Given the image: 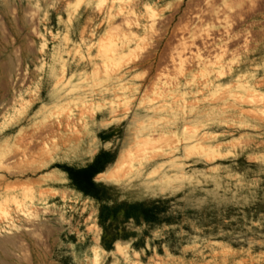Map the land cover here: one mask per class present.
Returning a JSON list of instances; mask_svg holds the SVG:
<instances>
[{"label": "rangeland", "instance_id": "rangeland-1", "mask_svg": "<svg viewBox=\"0 0 264 264\" xmlns=\"http://www.w3.org/2000/svg\"><path fill=\"white\" fill-rule=\"evenodd\" d=\"M208 1L0 0V264H264V0Z\"/></svg>", "mask_w": 264, "mask_h": 264}, {"label": "trees", "instance_id": "trees-1", "mask_svg": "<svg viewBox=\"0 0 264 264\" xmlns=\"http://www.w3.org/2000/svg\"><path fill=\"white\" fill-rule=\"evenodd\" d=\"M64 171H66L69 175L73 185L84 193L89 194L92 193L94 189H96L92 178L94 174L98 172V170L94 166H89L82 170H74L69 167H64ZM144 218L147 220L146 214H144Z\"/></svg>", "mask_w": 264, "mask_h": 264}, {"label": "bare ground", "instance_id": "bare-ground-1", "mask_svg": "<svg viewBox=\"0 0 264 264\" xmlns=\"http://www.w3.org/2000/svg\"><path fill=\"white\" fill-rule=\"evenodd\" d=\"M242 1L243 0H219V2H216V1L211 0V1L207 2V4H208V6H207L208 10L207 11L211 14H220V13L224 14L228 9L240 5V3H242ZM249 2L251 3V5H254L257 1L256 0H249ZM232 24L233 23H230L227 26V31L230 30V26ZM237 87L242 89V90L246 89L242 84H238Z\"/></svg>", "mask_w": 264, "mask_h": 264}]
</instances>
